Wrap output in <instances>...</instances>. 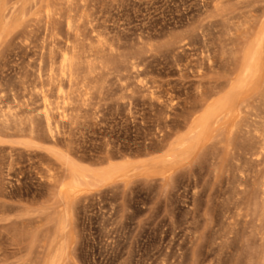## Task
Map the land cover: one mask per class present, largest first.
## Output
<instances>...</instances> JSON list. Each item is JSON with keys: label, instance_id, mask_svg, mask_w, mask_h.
Wrapping results in <instances>:
<instances>
[{"label": "rangeland", "instance_id": "374dc122", "mask_svg": "<svg viewBox=\"0 0 264 264\" xmlns=\"http://www.w3.org/2000/svg\"><path fill=\"white\" fill-rule=\"evenodd\" d=\"M261 33L264 0H0V264H264Z\"/></svg>", "mask_w": 264, "mask_h": 264}, {"label": "bare ground", "instance_id": "6f19581e", "mask_svg": "<svg viewBox=\"0 0 264 264\" xmlns=\"http://www.w3.org/2000/svg\"><path fill=\"white\" fill-rule=\"evenodd\" d=\"M75 22H76V21H75ZM253 22H254V21H253ZM250 24H252V23H250ZM71 25L73 26L72 23H71ZM72 26H71V28H70V27H69V28L72 29ZM75 26H76V25H75ZM77 26H78V24H77ZM73 30H74V29H73ZM75 30H76V28H75ZM249 31H250V30H249ZM74 32H75V31H74ZM251 32H252V31H251ZM76 33H77V32H76ZM262 33H263V32H262ZM262 33L260 34L261 36L259 35V37L256 38V40L254 41V43H253V45H252V47H251V50H250V55H251V58H252L251 60H253L254 62L257 61V57H258V55H259V53H260V51H261L262 43H263V41H264V39H263L264 37L262 36ZM258 34H259V33H258ZM73 36H74V35H73ZM77 36H78V35H77ZM77 36H76V38H77ZM256 36H257V35H256ZM263 44H264V43H263ZM72 46H73V45H72ZM75 46H76V44H75ZM76 47H77V46H76ZM76 47H74V50H73L74 53H72L73 56H72L71 52H69V53L71 54V58L69 59V60H70V62H69L70 66L72 65V63L75 64L76 55H77V54H76L77 51L75 50ZM70 51H71V50H70ZM78 51H79V49H78ZM64 53H65V52H64ZM67 53H68V51H67ZM79 53H80V52H79ZM62 55H63V53H62ZM64 55H65V54H64ZM65 56H66V55H65ZM67 56H68V54H67ZM62 57H63V56H62ZM79 57H80V56H79ZM64 60H66V59H64ZM253 61H252V62H253ZM55 62H56V61H55ZM66 62H67V61H66ZM250 62H251V61H250ZM252 62H251V64H252ZM255 63H256V62H255ZM54 64H55V63H54ZM67 64H68V62H67ZM69 64H68V65H69ZM251 64H250V65H251ZM250 65H249V67H250ZM55 67H56V66H55ZM246 69H247V68H246ZM54 71H55V70H54ZM254 72H255V71H254ZM255 73H256V72H255ZM244 74H245V73H244ZM248 75H249V74H248ZM250 76H251V75H250ZM250 76H249V77H250ZM252 76H253V75H252ZM252 76H251V78H252ZM242 77H243V76H242ZM249 77H248V79H247V78H245L244 80L242 79V81H244V82H242L243 84L241 83V84H242V88H243L245 85L248 84V82H249V81H248V80H249ZM247 81H248V82H247ZM240 82H241V81H240ZM238 84H239V83H238ZM238 84H237V85H238ZM237 85H236V86H237ZM212 87H213V86H212ZM238 87H239V86H238ZM240 87H241V86H240ZM235 88H236V87H235ZM235 88H234V89H235ZM219 90H220V89H219ZM238 90H239V89H238ZM232 92L234 93V91H232ZM230 93H231V92H230ZM235 93H236V92H235ZM246 93H247V92H246ZM199 96H200V95H199ZM232 96H233V95H232ZM223 99H224V98H223ZM229 99H230V98H229ZM231 99H232V97H231ZM231 99H230V100H231ZM208 101H209V100H208ZM220 101H221V100H219V103H218V104H220ZM228 101H229V100H228ZM214 103H215V102H214ZM227 103H228V102H227ZM211 105H213V104H211ZM216 105H217V104H216ZM209 107H210V106H209ZM234 107H235V106H234ZM229 108H233V104H232V103L229 104ZM227 110H228V109H227ZM227 110H226V111H227ZM208 112H209V111H208ZM45 113H46V112H45ZM204 113H205V112H204ZM202 114H203V113H202ZM205 114H206V113H205ZM205 114L202 115V117L204 116V119L206 118V117H205ZM47 115H48V114H47ZM208 115H209V113H208ZM227 115H228V114H227ZM49 116H50V115H49ZM207 117H208V116H207ZM5 118H6V117H5ZM200 119H201V118H200ZM4 120H5V119H4ZM202 121H203V120H202ZM237 121H238V120H237ZM8 123H9V122H8ZM4 125H6V123H5ZM22 127H23V126H22ZM202 128H203V127H202ZM228 128H229V127H228ZM21 129H22V128H21ZM191 141H192V140H191ZM185 144H186V143H185ZM252 151H253V150H252ZM253 154H254V153H253ZM72 180H73V179H72ZM72 180H71V181H72ZM75 181H76V180H75ZM73 183H74V182H73ZM70 184H72V183H70ZM62 185H63V184H62ZM61 187H62V186H61ZM74 189H75L74 186H72V185H67L65 190H67V191H73ZM74 191H75V190H74ZM63 193H65V192H62V194H63ZM72 193H74V192H72ZM72 193H71V194H72ZM69 195H70V194H69ZM60 248H61V247H60Z\"/></svg>", "mask_w": 264, "mask_h": 264}]
</instances>
